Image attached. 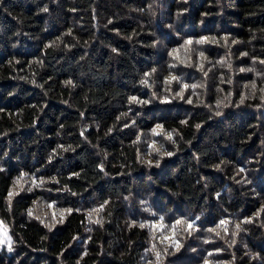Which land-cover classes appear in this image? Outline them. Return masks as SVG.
<instances>
[{
  "label": "trees",
  "instance_id": "obj_1",
  "mask_svg": "<svg viewBox=\"0 0 264 264\" xmlns=\"http://www.w3.org/2000/svg\"><path fill=\"white\" fill-rule=\"evenodd\" d=\"M0 220V264H264V0H0Z\"/></svg>",
  "mask_w": 264,
  "mask_h": 264
},
{
  "label": "snow or ice",
  "instance_id": "obj_2",
  "mask_svg": "<svg viewBox=\"0 0 264 264\" xmlns=\"http://www.w3.org/2000/svg\"><path fill=\"white\" fill-rule=\"evenodd\" d=\"M188 43H191V41H189ZM172 79H176L175 77H173ZM186 87H188L187 85H185V88ZM193 87H195V85H193ZM178 95H179V93H178ZM133 100H136V98L135 97H133L132 98ZM190 102V101H189ZM217 115H219V113H217ZM158 127H161V126H158ZM197 127H199V126H197ZM156 134H159V133H156ZM167 139H169V140H171L172 139V137H171V135L170 134H168L167 135ZM172 153H167V155H171ZM161 220H162V218H161ZM177 224H182V223H185L184 221H177L176 222ZM222 225L223 224H225V223H227L226 221H221L220 222ZM144 225H141V227H143ZM161 227H163V225L161 224L160 225ZM187 227L189 228V229H191L192 227H193V224L192 223H187ZM237 227H239L238 225H237ZM211 231H215V229H212ZM217 234H219V233H217ZM165 239H168V237H165ZM177 247H179V245H177ZM206 264H207V262H206Z\"/></svg>",
  "mask_w": 264,
  "mask_h": 264
},
{
  "label": "rangeland",
  "instance_id": "obj_3",
  "mask_svg": "<svg viewBox=\"0 0 264 264\" xmlns=\"http://www.w3.org/2000/svg\"><path fill=\"white\" fill-rule=\"evenodd\" d=\"M0 232H1V236L3 237L4 241H6L8 237L7 230L5 229V226L1 220H0Z\"/></svg>",
  "mask_w": 264,
  "mask_h": 264
}]
</instances>
